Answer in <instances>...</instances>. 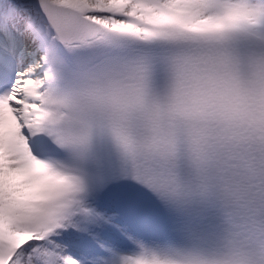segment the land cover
<instances>
[{"label": "snow or ice", "instance_id": "snow-or-ice-1", "mask_svg": "<svg viewBox=\"0 0 264 264\" xmlns=\"http://www.w3.org/2000/svg\"><path fill=\"white\" fill-rule=\"evenodd\" d=\"M0 264H264V0H0Z\"/></svg>", "mask_w": 264, "mask_h": 264}]
</instances>
